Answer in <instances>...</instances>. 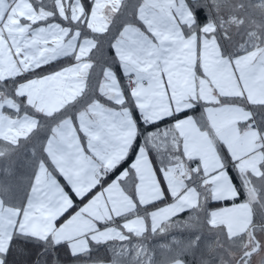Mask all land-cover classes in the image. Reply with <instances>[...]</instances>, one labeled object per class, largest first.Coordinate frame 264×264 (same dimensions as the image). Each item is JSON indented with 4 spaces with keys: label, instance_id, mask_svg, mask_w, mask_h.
Returning <instances> with one entry per match:
<instances>
[{
    "label": "snow or ice",
    "instance_id": "1",
    "mask_svg": "<svg viewBox=\"0 0 264 264\" xmlns=\"http://www.w3.org/2000/svg\"><path fill=\"white\" fill-rule=\"evenodd\" d=\"M0 264H264V0H0Z\"/></svg>",
    "mask_w": 264,
    "mask_h": 264
}]
</instances>
